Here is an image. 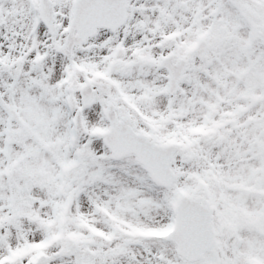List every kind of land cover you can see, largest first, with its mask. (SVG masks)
Wrapping results in <instances>:
<instances>
[{"label":"snow or ice","instance_id":"obj_1","mask_svg":"<svg viewBox=\"0 0 264 264\" xmlns=\"http://www.w3.org/2000/svg\"><path fill=\"white\" fill-rule=\"evenodd\" d=\"M0 264H264V0H0Z\"/></svg>","mask_w":264,"mask_h":264}]
</instances>
